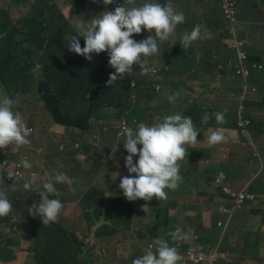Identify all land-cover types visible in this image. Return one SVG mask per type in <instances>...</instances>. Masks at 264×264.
<instances>
[{
    "label": "trees",
    "instance_id": "obj_1",
    "mask_svg": "<svg viewBox=\"0 0 264 264\" xmlns=\"http://www.w3.org/2000/svg\"><path fill=\"white\" fill-rule=\"evenodd\" d=\"M54 1L55 0H44L42 7L38 10L40 22L43 21V19H41L43 11H45V9L47 11L51 10L55 13L56 18H60L65 28L72 29L71 31H74V34H78L79 30H77L72 21L68 20L67 17L57 9ZM75 2L83 7H87L85 6L87 3H90V5L95 4L99 7H104L108 11H114L118 6L117 0H115L112 5L108 6H105L102 0H95V2H93V0H75ZM163 2L165 4L167 0H163ZM136 3L137 5L143 4L141 0H137ZM48 5L49 7H47ZM56 18L51 20L52 25L57 24ZM210 18L211 16L208 15L207 24L209 28H212L213 25ZM29 33L32 34L30 38L27 36ZM36 35L37 34L31 32L22 31L20 33V38L23 44L29 43L31 46H36L43 51L59 48L61 55L56 58L40 59L38 62L32 60L34 63L22 61V63L25 64L24 66L15 62L12 64V70L8 71L7 66L5 69L2 68V65L5 63L4 59L8 57L10 48L8 39L5 36V40L0 42V85L3 87L2 93L14 101L13 110L23 115V107L25 105L18 102L17 95L23 90V85L29 82L28 79L34 76L31 75V71L37 64H40L45 73V79L40 81L39 90L43 93V98L46 101L45 110L52 114L56 122V133H47V148L43 153V148L37 144L36 129L32 130L30 137L32 142V155L27 160L32 165L30 169H25L23 167L22 162L25 160L23 156L3 154L0 155V161H8V165L15 163L20 175L28 178L34 177L35 179H43L44 182L46 179L45 173L53 175L61 170L63 162H65L73 149H76L80 156L83 157L87 169L92 165L98 164L102 166V170L107 171L105 148L110 147L113 149L115 144H119L118 150H115L111 156L119 159L120 156L125 158L128 155L123 147L125 138L123 136H119L118 138V133H120L121 129L124 126L136 129L139 123L152 124L144 120L146 116L139 117L135 113L139 110H144L146 115L150 110L156 112V105L146 107L142 102H153V98L160 92L157 90L155 84H153V81L160 77L159 71L145 75L130 74L123 80L117 81L111 87H108L106 86V82L110 74L114 72V69L110 68L108 65L109 58L106 52L100 53L99 55L93 53L92 60L88 61L82 56L69 52L67 50L68 42L66 40H61L57 43V37L45 39L40 36L36 37ZM224 38V35L221 34V41ZM80 45L82 48L84 47V39L82 37L80 38ZM224 45L227 47L226 51L228 53L237 54L234 50L228 48L225 43ZM169 50L170 49H167L165 44L160 46L159 59L161 62V73H174V69H193L199 64H202L205 58H211L209 55L211 53H201L200 55L195 52L193 46L187 51L183 50L180 41H178L177 46H174L173 49V57L168 63H165L161 51L165 52ZM247 56V60L242 62L245 67H252L254 64L264 66V62L259 63L261 58L257 55H251L247 52ZM224 67L227 70L235 72L233 66L228 67L224 65ZM166 76H168V74H166ZM258 78L262 81L263 88L258 90L256 87L255 101L264 103V74H261ZM134 83L136 84L135 87H133ZM12 85H21L22 88L17 93H14L11 90ZM133 93L138 94V101L132 98ZM245 105L246 104H243L244 109L241 110V112L239 109L235 121L233 123L230 121L227 123V125L238 128L240 118L244 121H248L249 123L243 127V134H247V128L252 125V120L245 116ZM228 109L225 111V115L227 116H229L230 110ZM210 112H212V110L206 111V113ZM192 120L195 122L196 118L192 117ZM197 124L200 125L202 123L199 122ZM197 124L194 123V125ZM204 125H212V123L208 122ZM75 131L78 132L77 136H71L70 133ZM55 135H57V138ZM87 135H89L88 138H86ZM90 135L93 137H90ZM179 163L182 181L175 191L166 189L167 193L173 194L177 192L184 184L185 192L183 194L197 193L196 184L188 179V169L191 164H188L187 156ZM259 166L260 169H264V162L260 161ZM6 174H8V166L4 168L2 176L5 177ZM230 175L231 174H226L224 171L215 170L212 173V180L206 185L205 191L217 192L219 202L205 205L209 206V208H206V211L203 213L202 223L207 228L208 232L204 233V231H202L204 236L201 238L199 234V236L194 239L196 244L202 243V241H216L218 235L217 230L220 228V235L222 238H225L224 242H226L227 231L230 228L231 231L235 230V232L241 230L243 222L250 218L249 215H242L234 219L235 213L245 209L247 210L246 205L250 202H257V205L264 203V180L256 185H251L253 178L242 179V177H244V171L234 174L236 177L240 178L239 180L232 179ZM121 177L122 176H117L113 181H115L119 197L129 202L123 196V192L119 188ZM14 179H16V176L12 180ZM101 185L102 183L98 184V187L103 190L100 187ZM56 187L59 192L62 191L58 184ZM15 189L18 191L20 188L15 187ZM0 190L7 193L13 204L11 213L0 222V242L10 241L15 237H19L22 242L25 241L29 244L33 242V245L36 247V252L34 254L36 264H83L84 257L78 258V255L69 257L67 255L69 248L68 243L59 241V233L70 223V219L67 217V210H64L63 214L58 216L55 223L50 226H43L41 219L39 217L30 216L27 210L32 207L34 203H39L40 197L38 194L31 191L28 194L32 196H30L29 199L22 200L13 190L5 189V187H1ZM239 193L251 195L253 200L244 199L241 207L235 208L234 213L229 214V212L225 210H230L232 208L233 200ZM65 200L66 197L61 195V202H66ZM257 205H251L248 210L264 213V209ZM185 206L188 208L191 207V205ZM163 210L165 212L170 210L174 212L176 208L172 203L158 207L154 213L155 221L153 228L158 229L160 225H163L165 228L164 231H168L175 225V223H172L175 219L156 216L159 211ZM100 212L101 209L99 211L95 210V215L88 211L87 214L96 218L100 216ZM207 212L209 216L204 220V216ZM63 215V221L59 224ZM26 216H29L30 219H24ZM99 220L101 221L102 217H99ZM189 222L192 223V220H189ZM167 223L172 224L167 225ZM27 227H29V231L26 230ZM45 230H49V232L43 234ZM97 233L99 234V232ZM244 237L246 238V235H244ZM72 249L77 252L79 246L73 243ZM260 262L264 264V257L260 259Z\"/></svg>",
    "mask_w": 264,
    "mask_h": 264
},
{
    "label": "rangeland",
    "instance_id": "obj_2",
    "mask_svg": "<svg viewBox=\"0 0 264 264\" xmlns=\"http://www.w3.org/2000/svg\"><path fill=\"white\" fill-rule=\"evenodd\" d=\"M137 1V0H136ZM142 3H145L146 0H141ZM151 2H158L163 4V0H151ZM175 9L177 11L183 12L185 16V22L177 26L175 33L170 37L169 41L165 42V46L167 49H171V43L173 46H177L178 41L181 40L184 32H191L195 25H200L202 33L208 32L210 33V38L198 40L192 46L195 49V52L199 54L211 53L214 54L216 52L217 59H215L216 63H220L222 65L231 67L237 65L243 61L242 54L246 52H256L258 54L264 53V49H251L248 45H243L239 43V40H233L230 38L232 33H240L239 19H238V9L239 4L236 0H171ZM44 0H27L26 3L20 4L18 1L11 3L10 0H0V7H4V10L0 9V27L5 26L8 29V32L5 34L6 38L9 42V51L8 57L4 59V64L2 68L5 69L7 66L8 71L12 70V64L15 62L20 63L22 66L25 62H32V60L39 61L40 59L46 58H56L61 55L60 49H49L47 51H43L36 46H31L29 43L23 44L20 33L22 31L33 33V29H36L37 36L43 38H52L57 37V43L61 40H64L65 34L73 35L74 31L72 29H67L61 23L60 18H56L55 13L53 11H43V16L41 19L43 21L40 22V17L38 16V10L42 7ZM54 3L57 6V9L61 11L68 20L72 21L74 26L79 30V25L83 22L85 26H87L92 19L96 16L102 14L105 11H108L104 7H99L95 4L90 5L87 3V7H83L75 2V0H55ZM124 0H117L118 6L123 4ZM258 4L264 7V0L258 1ZM25 6V9H22ZM108 6V5H105ZM49 7V5L47 6ZM53 8V7H52ZM202 10V12L200 11ZM200 11L201 13L195 18V13ZM208 15L211 16L210 21L212 22V28L208 27L207 19ZM215 15H218L217 19H215ZM57 19V24L52 25L51 20ZM32 21V23H31ZM232 23V25H229ZM149 33L146 30H142L141 34L134 35L132 38L137 42L146 39ZM154 34V33H153ZM224 35V40L221 41L220 36ZM251 35L260 36L261 33L258 31H251ZM32 34H27L30 38ZM232 44L233 50L237 54L228 53L227 47L224 45ZM221 46V48H220ZM175 51V50H174ZM264 59L261 58L259 63H263ZM149 66H152V62H149ZM139 69V66L134 65L133 70ZM174 74H179L180 71L174 69ZM7 72V71H6ZM32 78L28 83L23 85V90L17 95L18 102L23 103L25 106L22 118L26 124V126L30 129H36L37 133V144L43 148V153L47 148V133L54 134L56 133L55 127L56 122L52 116V114L45 110L46 101L43 98V93L39 90V83L41 80L45 79V73L41 68L40 64H37L34 69L31 71ZM256 75V74H255ZM106 76V74H105ZM236 78V77H235ZM259 82L258 84H262V81L257 77H254ZM233 81V80H232ZM228 83L231 81H227ZM235 82V81H234ZM236 83V82H235ZM156 87L160 88V92L153 98L154 101H143L142 104L146 107L155 106V111L146 112L144 110H139L135 114L142 118L147 122L153 123L157 117H163L169 114H181L183 116L194 117L196 116V110L187 103V105L182 108L184 104L181 103V96L186 95L187 92L182 89L180 91L173 89L168 86L163 79H157L153 81ZM205 84H209L208 81ZM22 88L21 85H12L11 90L14 93H17ZM212 89L213 86H211ZM2 85H0V98H3L5 94H1ZM179 92V93H178ZM175 96V103L179 104L180 107L176 105H171L169 103L168 97ZM132 98L134 100H139V96L137 93H133ZM247 99H252L248 98ZM134 101V102H137ZM241 102L248 106L246 102V97L241 98ZM229 106L234 110L236 108V101L227 102ZM228 104L225 105L228 107ZM159 109V111L157 110ZM190 110V111H189ZM247 111V108H246ZM50 114V115H49ZM200 121L196 119L194 123H199ZM121 125V124H116ZM196 130L199 132L197 136V141L199 137L203 135V129H205L206 125L197 124L195 125ZM31 135L28 137L30 140ZM57 138V135H55ZM89 135L86 136L88 138ZM90 137H93L90 135ZM32 142L29 145L23 146V148H18L19 151H14L16 153H22L26 151V147L31 146ZM4 151V150H0ZM262 152L258 155L253 156L254 161V171L252 176L251 185H256L264 180V169L259 168V162ZM80 157L73 153L72 156L65 163L64 168L59 172L63 173L69 177L74 178L72 184H58L62 191L57 196L53 194L49 197V199H59L61 201V195H66L74 199L72 202L73 208L77 209L81 204H84L89 213L93 214V210L99 211L104 204L105 206L102 209V214L105 215V210L107 206H115L117 204H121V199L119 197L118 189L115 186V173H119L121 176H127L129 173L127 169L124 167V163L119 161L111 160L109 163V171L104 173L103 175V184L100 186L102 190L96 187L95 180L97 174V168H95L91 172H85L79 163ZM138 160V156L133 158L134 163ZM189 164V162H188ZM187 164V165H188ZM87 173V174H85ZM90 174V175H89ZM32 181L34 183H43V179H35L34 177H25L22 176L20 179L14 180H3L0 183V187L4 186L5 189L12 190L10 186L14 185L16 188H20L16 192L17 196L24 199H29L30 191H25L23 189V183ZM185 183V181H184ZM183 183V184H184ZM185 192V184L181 186V188L171 194H168V200L158 202L156 206H150L148 208L149 212V220H146V213L142 212V221L147 223L148 227L152 228L154 213L156 212L158 207L166 206L171 203V201L176 200H187L188 198L181 197V195ZM196 198V197H194ZM34 199V197H33ZM160 201V200H159ZM198 203H193L190 208L186 207L182 203H180L179 208L174 213L175 220L172 223H175L173 227H171L168 231H165V234L175 231L177 227L184 230L187 235V239L184 241H193L194 238H197L199 234L201 238H203V213L206 211V208L209 206H201L199 203H203L202 199H197ZM214 200H212L213 202ZM141 203V202H140ZM109 207V208H111ZM139 209H136V212H139ZM127 212L133 213V210H128ZM108 213H112V217L108 220L102 219L99 223H95L93 226L94 230L100 226L109 225L108 228H105V234L103 237H98L95 233H91L89 239L83 244L81 239L77 241V244L81 246V250L84 253V261L83 264H131L133 258L141 253L142 249L151 243L152 239L149 238V231L145 234L143 238L141 235L138 238H135L132 231H128L126 235L124 233H120L118 230V224L120 222L119 216L122 211L118 210L115 212L107 211ZM233 213L230 211L229 214ZM106 214V215H107ZM209 216L207 212L204 216V220ZM5 217H0V222ZM64 215L59 221V224L62 223ZM24 219H30L29 216H26ZM192 220V223L189 222ZM264 222L263 220H259L255 217H250L247 220L245 227L240 231L245 232H255V227L258 224ZM201 224V226H200ZM78 227V226H71ZM113 228H115L113 230ZM92 229V228H91ZM29 231V227L26 228ZM162 228L155 230L152 228L150 232L153 236H156ZM49 230H45L43 234H47ZM221 228L217 230V240L216 242L221 244V248H228L231 251L238 252L236 249L230 244H224V237L220 235ZM232 232L233 234L238 233ZM263 230H259L257 234L252 236L250 247L244 251V254L247 257L248 262H251L258 258L259 255L264 254V243L261 242V233ZM220 235V236H219ZM205 245L206 241H202ZM213 243V242H212ZM33 252V245H25L22 242L11 243L10 241H1L0 242V262H4V264H13L14 262L27 264L28 258ZM22 256V259L20 257ZM216 264H221L217 262Z\"/></svg>",
    "mask_w": 264,
    "mask_h": 264
},
{
    "label": "clouds",
    "instance_id": "obj_3",
    "mask_svg": "<svg viewBox=\"0 0 264 264\" xmlns=\"http://www.w3.org/2000/svg\"><path fill=\"white\" fill-rule=\"evenodd\" d=\"M102 2L104 5H112L115 0H102ZM184 22L183 12L177 11L171 0H167L165 4L146 0L140 5H137L136 0H124V3L117 6L114 11L103 12L92 19L87 26L82 22L78 26V34H65L64 40L68 42L69 52L82 56L88 61L92 60L93 53L99 55L106 52L109 58L108 65L114 69L106 82V86L111 87L117 81L130 75L134 65L139 66L143 74L154 72L155 69L149 66L150 58L160 53V46L169 41L177 26ZM142 30H146L149 35L146 39L137 42L132 37L141 34ZM81 37L84 39L83 48L80 45ZM207 38H210V33L206 31L202 33L201 26L195 25L191 32H184L180 45L183 50L187 51L198 40ZM1 94H3L2 91ZM168 100L169 103L174 104L176 97L169 96ZM13 107L14 101L8 96L0 98V150H4L0 151L1 155L9 153L23 157L28 155L30 158L31 148L26 147V151L14 153L15 148H23L31 143L28 137L32 129L26 126L22 115L14 111ZM213 117L217 124L226 123L224 112L205 113L200 122L207 124ZM198 134L192 118L179 113L157 117L150 125L139 123L136 129L124 126L118 133V138L119 136L125 138L123 147L128 155L124 158V167L129 175L120 178L119 188L129 202L121 200V204L113 207L107 206L105 215L102 214L105 206L103 204L99 208L101 209L99 217L108 220L113 215L112 213L107 214V211L120 210L122 211L119 215L120 219L124 215L130 219L143 212L142 200L151 201L152 206L168 200L170 193H167L166 189L175 191L179 187L182 181L179 162L183 161L186 156L188 157L189 147L198 143ZM224 141L225 136L221 129L211 130L207 138V143L213 146ZM137 156L138 160L134 163L133 158ZM22 164L25 169L32 167L27 160H24ZM114 175L115 178L121 176L119 173ZM45 177L42 184L28 181L22 186L25 191H34L40 197L38 204L34 203L27 209L29 215L39 217L43 226H50L57 221L58 216H61L64 210H67V204L59 199H49V197L53 194L57 196L60 194L56 187L57 184H72L74 178L59 172L54 175L45 173ZM10 187L13 191L16 190L14 185ZM12 208L13 204L7 193L0 190V217L8 216ZM136 209L140 211L136 212ZM234 209L235 207L232 206L230 210L225 211L234 213ZM128 210L134 212H127ZM93 214L95 215V210ZM99 217H96L94 223L89 225V230L90 235L95 233L98 237H103L104 229L109 225L100 226L94 230L95 223L100 222H97ZM170 224L172 223H167V225ZM159 228L165 229L163 225ZM145 234L141 236L144 238ZM149 234V238L152 239L151 243L133 258L131 264H202L204 253L211 248L217 249V247H211L209 242L206 245L203 242L196 244L194 240L196 238L193 241H184L187 235L179 227L167 235L164 232L153 236L150 231ZM73 237L75 238L74 244L79 246L76 252L78 258H83L84 253L81 246L77 244L80 239L76 235ZM82 243L85 242L82 241Z\"/></svg>",
    "mask_w": 264,
    "mask_h": 264
},
{
    "label": "crops",
    "instance_id": "obj_4",
    "mask_svg": "<svg viewBox=\"0 0 264 264\" xmlns=\"http://www.w3.org/2000/svg\"><path fill=\"white\" fill-rule=\"evenodd\" d=\"M15 1H18L20 4L24 5L27 0H10L11 3H14ZM258 1L260 0H237V3L240 5L238 9V19L241 32L237 33L236 38L245 41L246 45L249 44L248 46L254 50L261 48L264 49V7L259 5ZM25 8L26 7L23 6L22 9ZM0 9L4 10V7H0ZM200 11L202 12V10ZM200 11L195 13V18L201 13ZM217 17L218 15H215V19H217ZM251 31H258L261 33V35H251ZM7 32L8 29L5 26L0 27V42L5 40V34ZM33 33L37 34L36 29H33ZM223 40L224 39H222V41ZM173 49L174 46L171 43V49L169 51H161L163 53L165 63H168V61L173 57ZM249 53L251 55L255 54L258 57L264 59V53ZM209 55L211 58H205L202 64H199L193 69H178L180 71L179 74L160 72L159 79H163L168 86L178 91L184 89L187 92L186 95L181 96V103L184 104L183 106L181 105V107L184 108L187 103L191 105L196 110V116L194 117L197 120L201 121V118L207 110H212V112L209 113L211 114L215 112L225 113L226 109H230H228L229 116L225 115L226 123L222 125L217 124L213 117L209 120L212 125H206L205 129H203V135L199 137L198 143H196L194 146L189 147V154L187 159L191 165L188 169V179L196 184L197 193L182 194L181 197L188 198L185 201H171V203L174 204L176 210L179 208L180 203L189 206L193 203H198L197 199L203 200V203H199L201 206L219 202L217 192L205 191L206 185L212 180V173L215 170L224 171L226 174H231L230 176L232 179L238 180L240 178L236 177L234 174H238L244 171V177H242V179H250L254 178V176H252L255 165L253 156L255 154L259 156V153L262 152L260 161L264 162V103H258L257 101H255L256 87L258 88V90H261L263 88V85L258 84L259 82L254 78L260 76L262 73H257L256 75L253 74L245 78L238 75L236 72L227 70L224 65L216 63L215 59L218 58V56H216V52ZM155 62L160 65L161 62L159 59V54L156 55ZM166 74H168V76H166ZM206 81L209 82L208 85L205 84ZM227 81L231 82L228 83ZM211 86H213L214 89H212ZM243 97H246L245 103H248V106L246 107L247 111L245 108V116L252 120V125L247 128V134H243L240 128L234 127L232 125H227L229 121L231 123L235 121L239 109L240 111L244 109V103L241 102V98ZM247 97L252 99L248 100ZM230 101H236V108L234 110L227 103ZM225 102L226 104H228V107L225 105ZM171 105L180 107L177 103ZM157 110L159 111V109ZM216 129L222 130V134L225 136V141L214 146L209 145L207 143V138L210 135V131ZM70 134L71 136H77L78 132L75 131L71 132ZM116 146L117 144L113 146V149L110 147L104 149V152L106 153L105 155L107 171L102 170V166L98 164L92 165L89 169H87L83 157L80 156L76 149H73V151L68 155L65 162H63L62 169L64 168L65 163L72 156V154L76 153L80 157V167L85 172H91L95 168H97V174L91 176L97 177L94 184L98 189H100L98 187V184H103V175L104 173L109 171L110 161L115 160L124 163V158L122 156H120L119 159L111 156V154L115 150H118ZM1 154L2 153L0 152V155ZM8 155L14 154L8 153ZM3 170L4 167L2 162L0 161V183L4 180L2 176ZM61 170H59L58 172H60ZM64 196L66 197L65 201L68 211L67 217L70 219V223L59 233V241L68 243L69 248L67 255L69 257H72L77 256V253L72 249V244L75 241L73 235H76V237L86 242L90 236L89 225L94 223L95 218L87 214V210L90 209H87L84 204H81L77 211V209H74L72 205L74 199L66 195ZM212 200L214 201L212 202ZM251 205H257V202L248 203L246 205L247 210L245 209L243 211L236 212L234 219L242 215H249L250 217L252 216L258 218L260 221L263 220L264 213L248 210ZM142 206L144 208L143 211L146 213V220L148 221V208L152 206V202H145L142 200ZM257 206L264 209V203L258 204ZM175 211H159L156 216L160 218L173 219ZM154 217L152 227L154 226ZM97 220V222L100 221L99 219ZM247 220L248 219L243 222L241 230L245 227ZM151 229V227L147 226V223H144L142 221V213L136 215L134 218L131 217L130 219L127 218V215H124L120 219L119 232H122L125 235L128 231H132L134 237L138 238L141 234L144 235L146 231H150ZM254 229L255 232H245L238 230L239 232L236 234L232 233L235 232V230L231 231V228L227 231V241L224 242V244L230 243L238 252L231 251L228 248L223 249L220 247V243H212L214 241H209L211 247H217L218 251L224 252L226 254L225 259H218L214 264H216L217 262H220L221 264H262V262H260V259L264 257V254L259 255L258 258L251 262H248L247 257L242 254L250 247L252 236H254L255 239V235L259 230H263V232L261 233V242L264 243V222L258 224ZM203 231L204 233L208 232L205 226ZM164 232V229H162V231H160L159 233L163 234ZM244 235H246V238L244 237ZM10 242L12 244L16 242L21 243V239L19 237H15L14 239H11ZM22 243L26 246L29 245V243L25 241ZM31 244L33 245V242ZM35 252L36 247L33 245V252L28 258L27 264H36L34 257ZM79 257L81 256L79 255ZM20 259H22V256L20 257ZM0 264H4V262H0ZM13 264L23 263L14 262Z\"/></svg>",
    "mask_w": 264,
    "mask_h": 264
},
{
    "label": "built area",
    "instance_id": "obj_5",
    "mask_svg": "<svg viewBox=\"0 0 264 264\" xmlns=\"http://www.w3.org/2000/svg\"><path fill=\"white\" fill-rule=\"evenodd\" d=\"M229 25H232V23H230ZM236 35H237V33H232L230 35V38L233 40H239L236 38ZM239 43L246 45V42L243 40H239ZM226 45L228 46V48L233 50L234 46L232 44H226ZM241 56L243 57V61L247 60V57H248L247 52L242 54ZM155 57L156 56H153L150 58L149 62H152V66H150V67L155 69L154 72L159 71V73H160L161 68H160V65H158L155 62ZM242 62L233 66V70L238 75L247 78L248 76L256 74V73H264V66L263 65L254 64L252 67H245L242 64ZM150 73H153V72H150ZM131 74H133V75H145L139 69L133 70V72ZM135 85L136 84L134 83L133 87H135ZM157 90L160 91V88L157 87ZM248 123H249L248 121H244L243 119L240 118V121L238 123V128H240L241 131L244 132L243 127L246 126ZM31 146H32V144H31ZM31 146H29L27 148H31ZM15 151H19V150L17 148H15ZM15 151H14V153H16ZM24 159L28 160L29 156L24 155ZM6 166H8V174H6V176H5L6 180H12L15 176H16V179H20L22 177V175L19 174V172L17 170V165L15 163H11L10 165H8V161H5V162H3V167H6ZM244 199L253 200V197L251 195H244L242 193H239L237 195V197H235L233 200V207L240 208ZM225 258H226V254L224 252H220L216 248H211L209 251L204 253L203 258H202V264H214V262L217 261L218 259H225Z\"/></svg>",
    "mask_w": 264,
    "mask_h": 264
},
{
    "label": "flooded vegetation",
    "instance_id": "obj_6",
    "mask_svg": "<svg viewBox=\"0 0 264 264\" xmlns=\"http://www.w3.org/2000/svg\"><path fill=\"white\" fill-rule=\"evenodd\" d=\"M121 199V198H120ZM122 200V199H121Z\"/></svg>",
    "mask_w": 264,
    "mask_h": 264
}]
</instances>
